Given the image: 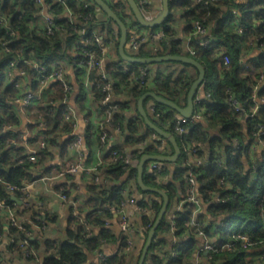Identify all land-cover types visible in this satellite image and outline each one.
<instances>
[{"label": "trees", "instance_id": "obj_1", "mask_svg": "<svg viewBox=\"0 0 264 264\" xmlns=\"http://www.w3.org/2000/svg\"><path fill=\"white\" fill-rule=\"evenodd\" d=\"M105 1L128 26V40L134 27L138 30L164 31L165 36L161 41L144 44L138 51L130 52L142 57L168 53V40L177 37L178 28L175 24L177 16L181 15L184 24L182 32L185 36H190V45L196 50L195 55H187L196 58L206 68L205 95L195 106V111L202 118H195L185 125V132L181 134L174 126L179 116L174 109L157 103L156 112L150 115L158 126L174 134L181 154L173 163L176 165L173 171L167 166L162 172L148 173L147 163L144 181L168 193L169 208L177 197L181 198L184 205L173 218L163 217L144 264H194L193 253L201 247V238L188 225L195 210V206L186 201L189 172L196 179L197 196L202 207L207 205L206 213L198 211L196 214V220L202 223L206 237L212 241L217 238L215 244L221 245L224 242L232 245L230 250L211 251L208 254L200 252L205 263L264 264V150L258 153L253 149L258 140L264 142V133L259 138L254 134L258 124H262L264 128V104L258 105L255 100V96L264 98V84L258 86L259 73H244L243 68L247 62H241V53L246 44L264 50V0H207L206 4L192 0H170L169 16L161 25L153 28L144 27L136 20L127 0ZM86 2L95 3L94 0H66L67 8L78 16V21L74 24L71 23L65 6L53 7L50 11L56 16L58 28L54 34L49 35L39 23L40 7L35 0H0V41L9 42L12 50L9 56L0 58V202L10 207L15 205L7 186H16L14 193L19 197L25 196L21 189L52 168L48 162L54 159L57 149L62 154L66 153L73 140L74 129L72 122L65 119L67 107L64 103L51 108L47 102L40 101L25 113L30 120L27 127L31 135L19 137L25 134L22 129L23 117L15 102L19 90L15 82L6 78L7 61L11 56H17V67L26 70L28 74L35 72L30 64L32 59L43 63L50 70L54 63H64L66 70L72 65L78 75L82 76L84 69L78 62L85 58V49H90L95 52L96 57L103 58L104 50L95 41L94 31L107 34L104 36L105 45L112 41L118 47L120 40L117 25L113 21H101L98 6L86 9ZM137 2L143 8L141 0ZM89 11L95 16L91 23L84 19ZM196 21L209 27L210 42L207 46L198 44L199 39L194 33ZM8 25L15 32L14 35L7 33ZM86 25L87 32L83 35L81 30ZM238 27L244 29L242 33H238ZM115 30H118V34H113ZM83 37L89 40L88 46L84 45ZM153 48L155 51H152ZM225 54L230 56L229 64L224 63ZM160 64H156L158 68L153 70L148 64L129 63L121 57L119 61L106 60V69L113 86L110 105L115 106V111L111 124L104 119L101 124L108 125L109 133V129H118L124 135V140L112 146L105 157H109L115 149L120 150L126 145L134 146L153 132L137 108L138 99L146 92L155 91L181 106L187 105L188 92L196 79L188 69L193 68L198 75L197 69L191 64L181 63L184 68L176 76L172 71L166 72ZM248 64L252 69L261 68L264 71V51ZM141 66L150 67L153 84L144 86L139 83L137 77ZM127 67H130L128 72L125 71ZM90 73L93 80L92 96L104 113L107 109L103 104L106 94L98 85L101 78L96 70ZM80 85L82 90L75 101L85 111L87 93L82 86L83 82ZM32 86L37 88L36 77L32 79ZM51 87V93L50 89L45 92L52 94L56 100H62L64 93L61 83L55 81ZM231 94L237 97L242 109L236 110L230 105ZM256 104L258 108L253 113ZM131 110L135 112L132 118L128 116ZM40 119L45 121V126H39ZM88 132L90 136L88 133L87 140L91 143V129ZM63 136H67L64 143L60 140ZM42 139L47 146L37 147L36 160L30 161V152L24 143L38 146ZM103 145L99 144L100 147ZM169 147L171 150L168 152H173L170 142ZM194 148L198 149L195 154L192 153ZM146 153L164 152L155 144L136 148L130 152L134 160L132 163L120 160L101 168L103 183L97 184L89 179L88 195L78 208V214L72 213L69 217L63 237L45 235L49 225L56 223V218L50 215L44 205L37 207L36 203H32L27 208L17 205L16 212L18 217L29 216L33 223L23 220L21 226L13 225L0 213V243L5 236L8 237V252L24 259L25 264H113L116 261L120 264H139L141 253L136 251L126 260L123 255H118L119 252L109 257L105 263L88 262V258L90 253L100 250L105 242L115 243L121 240V249L127 245L126 236L117 238L113 229L108 227L109 220L116 214L112 206H118L125 199L124 188L128 187L134 192L136 187L142 191L137 181L138 163ZM198 157L204 158L203 164H195L194 160ZM223 178L225 182L221 181ZM67 185L66 181L58 183L56 190L67 195L69 200ZM148 193L157 195L150 191ZM138 202L142 207L153 209L152 214H143L148 232L153 227L163 202L146 201L145 197ZM208 215L216 220H221L220 216H223V219L220 223L216 220L209 222ZM88 228L91 235H88ZM170 234L178 238L171 250L168 249L167 239ZM243 237L248 238V241H244ZM25 240L27 243H24ZM173 252L177 254L175 257H172ZM0 264L19 263L15 258L0 257Z\"/></svg>", "mask_w": 264, "mask_h": 264}, {"label": "built area", "instance_id": "obj_2", "mask_svg": "<svg viewBox=\"0 0 264 264\" xmlns=\"http://www.w3.org/2000/svg\"><path fill=\"white\" fill-rule=\"evenodd\" d=\"M196 3H204L206 4L208 1L204 0H192ZM36 4L38 7H40L39 11V17L41 19V25L45 29L46 34L52 35L54 34L55 30L58 28V25L56 24V16L55 14L51 13V9L53 7H60V6H65L66 5V0H35ZM149 1L148 0H141V4L145 3L147 4ZM85 8L89 9L91 6L96 4L86 2ZM68 15L70 16L71 23L74 24L76 21H78V16L75 15L72 10L68 9ZM84 19L87 21V23L94 22L95 16L92 11H89ZM40 21V20H39ZM87 25L81 30V33L85 35ZM242 27H238V33L243 32ZM7 33H10L12 35L15 34L14 31L7 26L6 29ZM13 32V33H11ZM118 34V30L113 33V34ZM195 35L198 37V44L201 46H207L210 42V30L209 27L204 25L200 21L195 22ZM107 34L104 32H97L94 31V39L95 41L103 48L104 53H103V58H98L96 57V54L94 51L90 49H85V58L80 60L78 62L79 66L84 69L83 74H84V79H83V87L87 93V95L92 96V84L93 82L90 81L89 79V74L92 70L98 71L99 78H101V82L98 83V85L102 88V91L106 94L104 99H103V104L107 106V109L104 112V120L108 124H111L112 122V115L115 111V106L110 105L112 101V82L110 80V76L107 72L106 69V54L110 49L115 47L114 42H108L106 45L104 43V36ZM165 36V33L162 29H141L138 30L136 27H134L131 30V36L130 39L128 40L130 50L131 52H136L138 51L142 45L148 44L150 42H159L161 41ZM83 43L85 46H88L89 40L83 37L82 39ZM191 40L188 41V53L191 55L196 54V50L191 47L190 45ZM12 50L9 46V42L7 41H0V58L3 56H9L11 54ZM224 63L229 64L231 59L228 54L224 55ZM19 62V58L17 56H11L6 65V78L12 82H15L16 86L18 87V94L15 98V102L19 105H21V109L25 112L28 111L29 108H31L33 105L36 103L43 101L47 102V104L52 108L53 106L57 104L64 103L67 107L66 112H65V119L67 121H71L73 125V140L70 144L71 148L77 151L76 157L69 161L67 164L61 167H54L51 168L48 172L44 174L43 179L46 180H52V181H58L62 180L64 178H67L69 176H74L79 173H83L88 179L94 181L97 184H101L104 182L103 178V173L101 172V168H105L117 161L123 160L126 163H132L134 160L130 156V152L136 148H144L147 147L148 145L155 144L158 149L161 151L164 150V148L169 145V141L167 138L161 136L159 133L153 131L150 135H148L145 139L141 140V142L135 144L134 146H123L120 150H113L110 154L109 157L101 156L97 162L87 164L85 162V154L82 150V146L84 144V138L80 134H76L75 130L78 126L77 124V119H76V110L72 105V96L74 93V86L71 83L70 79L67 77V70L66 66L64 63L57 64L54 63L52 65V69H48L46 65L43 63L37 61V60H30V64L32 65L34 69L33 74H28L26 70L24 69H19L17 67V64ZM252 69V67L247 63L244 65L243 72L247 73ZM130 70V67L125 68V71L128 72ZM140 74L137 77L139 83L144 86H148L153 84V78H152V71H150L149 66H141L140 67ZM259 77L257 79L258 86L262 83H264V71H260ZM30 76L31 79L36 77L37 80V88L34 89L33 86H30L27 84L25 81L26 77ZM88 76V77H87ZM60 82L62 87H63V93H64V98L62 100H56L53 98V95L50 94L52 92V83L53 82ZM47 89H50V93L45 92ZM255 96V95H254ZM257 96H255L256 98ZM202 96L197 94L195 97V106L196 104L202 100ZM229 103L232 107L236 108V110L242 109V106L233 94L229 96ZM157 108V103L154 100H151V103L149 105V109L152 113L156 112ZM258 105L256 104V107L254 108L253 113L257 110ZM200 119L202 118L201 114L199 112L195 111L192 114L191 117H185V116H178L175 120L174 126L175 129L179 133H184L185 132V125L189 124L193 119ZM39 126L43 127L45 126V121L43 119L39 120ZM108 125L100 124V134H99V140L100 143L105 144L109 138L110 134L107 130ZM118 130V129H117ZM264 133V128L262 124H258L256 126V131L254 134L259 138L262 134ZM19 137H24L26 138V135L22 136L20 135ZM260 143H264L261 140H258L253 146V149L256 151L258 149V145ZM47 146V143L45 140H40L38 142V149L39 148H44ZM197 148H194L192 150V153L195 154L197 153ZM37 149L33 150L30 152L29 160L30 161H35L36 160V155ZM163 154V153H160ZM167 155V154H164ZM204 158L198 157L195 158L194 162L196 165H201L204 163ZM167 163L164 161H150L147 164V172L152 173V172H162L167 168ZM221 181L225 182V178L221 179ZM8 190L10 191L11 194H14V191L16 190V186L14 185H8L7 186ZM22 192H24V195L26 193V186L21 189ZM60 196V199L62 201L67 200V195L63 194L62 192L58 193ZM123 194L125 199L118 205L115 206L113 205L112 208L115 210V212L119 216L120 224L123 229V231L127 234L130 233V226H129V219L127 215V207L130 205H135L136 208L142 213V214H152L153 209H148L147 207H142L140 206L139 202L137 201L135 194L133 191H131L128 187L123 189ZM19 199L23 201V204H21L23 207H29L31 203L27 199V197H19ZM219 200V198H218ZM186 201H188L190 204H193L195 206V210L190 218V221L188 223L189 226L194 228V230L197 232V236L200 237L201 239H204L205 242L203 243L202 247L199 249L200 252H204L205 254L210 253L211 251L217 252L220 250H230L232 249V245L229 243H221L219 245L218 243L215 244V241H212L206 237L205 230L203 228L202 223L198 222L196 220V214L198 211H200L202 204L199 200V197L197 196V183L196 179L193 175L192 172L188 173V189H187V198ZM14 207H10L4 202H0V213L13 224L17 226H21V222L23 220H29L31 223H33L29 216H24V217H18L17 212H16V207L17 205L20 206L17 202L14 201ZM44 203L42 201H38L36 203L37 207H42ZM184 202L181 204V206L178 208V210L183 207ZM88 235H91V232L89 231L88 228ZM128 236V235H127ZM244 241H248V238L243 237ZM24 243H27V240L24 241ZM136 251V243L133 239L127 238V245L121 249V251L118 253V255H123L125 260L127 257H129L132 253ZM115 255V254H114ZM177 254L175 252L172 253V257H175ZM113 256V255H112ZM111 256H106L100 252H98V262L101 261L102 263H105L108 261V258ZM113 264H120L118 261H116ZM209 264V263H208Z\"/></svg>", "mask_w": 264, "mask_h": 264}, {"label": "crops", "instance_id": "obj_3", "mask_svg": "<svg viewBox=\"0 0 264 264\" xmlns=\"http://www.w3.org/2000/svg\"><path fill=\"white\" fill-rule=\"evenodd\" d=\"M148 1L150 2V0ZM150 4L148 3V5L146 6L144 5L142 8V11L144 13L148 12L150 14V16H147L145 14L148 18H154L160 13L159 7L162 6V0H153V3L150 2ZM97 11H98V16L100 17L101 21L106 20V22H110L106 13L103 10L98 8ZM39 20H40L39 23L41 24V19ZM175 26L176 28H178V35L176 38L172 40H168L170 41L168 53L187 55L188 41L190 40V36H185L182 32L184 24H183V19L181 18V15L177 16V22ZM245 47H246V50H245ZM245 47L243 49L244 52L241 53V57H242L241 62L243 63L252 62L255 58H257L260 52L264 51L263 49L257 46H250L248 44H246ZM152 51H155L154 48L152 49ZM128 52L129 53L131 52L130 47L128 48ZM119 57H120L119 48L114 47V46L106 54V60L119 61ZM175 62L177 61L163 62L159 66L162 69H164L166 72L168 71L174 72V74L177 76L178 73L184 68V66L181 64V62H179L180 64L175 63ZM156 68H158V66L152 67L153 70H155ZM251 70L249 73L251 75H254L255 73L262 71L263 69L253 68ZM188 72L190 73L192 77H195V78L197 77L196 72L193 68L188 69ZM67 74L72 84L74 85L72 105L76 110V119H77V124H78L75 130V133L82 135L84 138V144L82 146V150L85 154V162L87 164H91V163L93 164L97 162L101 156H106V154H108L109 151L111 150L112 146L122 143L124 140V135L121 134L119 130L112 131L109 129L110 131L109 140L103 145V147L99 146L100 144V141H99V134H100L99 130L100 129L99 128L102 122L101 120L104 116L103 110L100 107L99 103L98 102L96 103L94 101V96H90L86 94V99H85L86 107H85V111H82L78 107L75 99L76 97H78V95H80V92L82 90L80 83L83 82L84 74L82 73V76L78 75V73L76 72L75 68L72 65L68 66ZM88 76H89L90 81L93 82L91 78V74H89ZM25 81L27 82V84L32 86V79L30 78V76L26 77ZM198 94L204 97L205 95L204 86L199 90ZM255 100L258 105L264 104V98H260L257 96ZM150 103H151V100L149 99L146 104V108L148 110L149 115L152 114V112L149 109ZM16 106L18 110L20 111V115H22L23 117L22 129L25 131V134L24 133L23 134L26 136L31 135V132H29L28 127H27V124L30 122V120L25 116L26 111L24 112L21 109V105L16 104ZM137 108H138V102H137ZM128 116L130 118L134 117L135 116L134 110H131ZM90 129H91V143L87 140V136L89 133L88 131ZM89 136H90V133H89ZM66 139H67V136H63L62 138H60L61 142L63 143L65 142ZM24 144H26V148L28 152H31L37 149L36 144H33V143L27 144L26 142ZM166 149L167 151H165ZM170 150L171 149L169 145H167L162 151L164 152L163 154H166L167 152L169 153L167 155H172L174 153V150L173 152H168ZM256 151L258 153L261 152L258 149ZM76 154H77V151L72 149L70 145L68 146L67 151L64 154L61 153V150L57 149L54 159L48 162V164L51 165L52 168L64 166L69 161L73 160L76 157ZM244 159L247 162L246 156H244ZM166 163L168 167H170V169H172L173 171L176 165L171 162H166ZM39 177L40 178H38L37 180L26 184L25 197H27V199L29 200L31 204L37 203L38 201H42L44 203V207L48 209V212L50 213V215L56 218V223H52L49 225V227L46 230L45 235L49 237H55V238L63 237L65 234L64 232L65 226L67 224L69 217L72 215V213L78 214V208L82 206L84 199L88 195V185L90 183V180L83 173H79L74 176H69L67 178H64L62 180L60 179L58 181L43 179L44 174H41V176ZM65 181L68 184L67 190L70 193V198L69 200L62 201L56 190V185L58 183H63ZM148 192L149 191L145 193L141 192L136 187H134V194H135L137 201H139L142 197L143 198L145 197L146 201L155 200V201L163 202V197L161 195H159L158 193L157 195H153V194H149ZM182 203L183 201H181L180 197H177L176 199H174L170 208L168 205L165 216L168 219L173 218ZM206 206L203 205L200 211H203V213H206L207 211ZM127 215L129 219V226H130L129 234L123 231L121 224H120L119 216L117 213L114 215V217L111 220H109L108 227L113 229V232L117 238L126 236L127 238L129 237L133 239L136 243V252L142 253V248L148 236L146 226L144 225L143 214L136 208L135 205H130L127 207ZM208 217H209L208 218L209 222L216 220L215 218H212L210 215H208ZM220 218L222 220L223 216H220ZM221 220L219 219L216 221L220 223ZM167 239H168V249L171 250L173 249V246L177 242L178 238L177 236H173L172 234H170L168 235ZM200 240H201L200 242H201V247H202V244L205 242V240L204 239H200ZM120 241L121 240H117L115 243H112V242L103 243V245L100 247V250L96 251L95 253L92 252L89 254L88 262H97L98 252L106 256H112L120 252L121 251ZM8 243H9V238L5 236L3 238V241L0 243V257L7 258V259L15 258L17 263L25 264L26 261L24 259H21L18 256H14V254H11L10 252H8L7 250ZM200 248L196 249L193 253L194 264H199V263L206 264L205 258L201 257L199 253Z\"/></svg>", "mask_w": 264, "mask_h": 264}, {"label": "water", "instance_id": "obj_4", "mask_svg": "<svg viewBox=\"0 0 264 264\" xmlns=\"http://www.w3.org/2000/svg\"><path fill=\"white\" fill-rule=\"evenodd\" d=\"M94 1L96 5L98 6V8L103 10L106 13L108 19L110 21H113L117 25L118 29L120 30V40H119L118 48H119L120 57L123 60L129 63L148 64L152 67L156 66V64L158 63H163V62H168V61H177V62H181L185 64H191L198 71V75L196 79L193 81L191 88L188 92L186 106H181L178 103L166 97L158 95L155 91H148L138 99V111L140 115L143 117L145 123L153 131L167 138L174 148V153L172 155L146 153L142 156V158L140 159L138 163L137 181L142 190L141 192L150 191V192L158 193L159 195L163 197V205H162L161 211L159 215L157 216V219L153 227L148 231L146 242L142 248V253H141L139 264H144L147 258L148 252H149V248L151 247L153 243L157 228L160 222L162 221L163 217L166 215V211H167V208L170 202L169 195L165 190L159 187L150 186L145 183L144 181L145 166L150 161H166V162L175 163L181 154L180 146L174 134L161 128L151 119L148 113V110L146 108V101L148 99H152L156 103L166 105L170 107L171 109H174L181 116L191 117L194 112V108H195V102H194L195 97L197 96L199 90L205 84L206 68L196 58L186 55V54L167 53L164 55H154V56H147V57L130 54L128 52V48L130 47L128 43L129 30H128V26L126 25V23L120 18V16L112 9V7L105 0H94ZM127 2L136 20L144 27L153 28L155 26L161 25L170 14V0H162V6L159 7L160 13L154 18H148L145 15V13L142 11V8L140 7L137 0H127ZM263 149H264V143H260L258 145V150L262 151ZM11 199L20 205L23 204V201L19 199L15 193L11 194Z\"/></svg>", "mask_w": 264, "mask_h": 264}, {"label": "rangeland", "instance_id": "obj_5", "mask_svg": "<svg viewBox=\"0 0 264 264\" xmlns=\"http://www.w3.org/2000/svg\"><path fill=\"white\" fill-rule=\"evenodd\" d=\"M150 2L151 3H153V0H150ZM145 14L147 15V16H150V14L148 13V12H145ZM235 223V222H234ZM234 225V224H233Z\"/></svg>", "mask_w": 264, "mask_h": 264}, {"label": "bare ground", "instance_id": "obj_6", "mask_svg": "<svg viewBox=\"0 0 264 264\" xmlns=\"http://www.w3.org/2000/svg\"><path fill=\"white\" fill-rule=\"evenodd\" d=\"M148 28V27H147Z\"/></svg>", "mask_w": 264, "mask_h": 264}]
</instances>
